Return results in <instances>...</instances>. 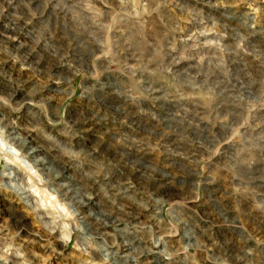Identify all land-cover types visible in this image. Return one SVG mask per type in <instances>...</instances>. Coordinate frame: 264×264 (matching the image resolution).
Here are the masks:
<instances>
[{
  "label": "rangeland",
  "instance_id": "374dc122",
  "mask_svg": "<svg viewBox=\"0 0 264 264\" xmlns=\"http://www.w3.org/2000/svg\"><path fill=\"white\" fill-rule=\"evenodd\" d=\"M154 263L264 264V0H0V264Z\"/></svg>",
  "mask_w": 264,
  "mask_h": 264
},
{
  "label": "bare ground",
  "instance_id": "6f19581e",
  "mask_svg": "<svg viewBox=\"0 0 264 264\" xmlns=\"http://www.w3.org/2000/svg\"><path fill=\"white\" fill-rule=\"evenodd\" d=\"M13 25V24H12ZM95 128V127H94ZM6 134H7V137L8 138H10V140H11V142L13 143V145H15L18 149H20L22 152H23V150H25L26 152L24 153V154H26V156H29L30 157V155H32V154H36L38 151H39V148L38 147H34V146H31V141H27V139H23V138H18V137H16V135H19L18 133H16V132H10L9 131V133H7L6 132ZM30 149V150H29ZM36 158V157H35ZM51 161V160H50ZM30 163L32 164L31 166H35L36 168H37V171H40L42 174H44L45 176H47L48 178H50L49 176L51 175L52 176V174H51V172H52V170H51V167H50V165L52 164V163H49V161H47L46 162V159L44 158V157H40V158H36V160H33V159H31L30 160ZM6 168H5V170H6V172H8L7 174H5L4 175V178L5 179H17L18 180V177H17V172H16V170L14 171L13 169L14 168H11V166H10V164H6V166H5ZM122 170V169H121ZM58 171V170H57ZM145 171H144V169H143V171L141 170L140 171V174H139V169L136 171V180H137V178L138 179H141V178H143V175H145V174H143ZM60 173H61V171H60ZM143 174V175H142ZM57 176H59V172H58V174L57 175H55L54 177H57ZM116 176V175H115ZM47 178V179H48ZM64 178H66V176L64 177ZM69 178V177H68ZM52 179V178H51ZM19 182V181H18ZM68 182H70V180L68 181ZM44 183H46V182H44ZM118 185H120V183H117ZM55 186H59L58 187V189H53L52 191L54 192V193H56L57 194V196L58 197H60L61 199H67V200H69L68 201V203L67 204H69V205H73V207L75 208H80V207H84V206H86L87 204H88V202L89 201H91L90 200V198H85L86 199V202H77L75 199H73V198H75V194H72L73 192L75 193V191L72 189V190H70V192H69V190H67V188H66V190H65V188H63L62 187V185H59V184H56ZM69 189V188H68ZM23 194H25V198L27 199V201H29V206H32V207H39L38 206V204H37V202H34V201H32V199L30 198V196H28V193H30V191L28 190V189H23V192H22ZM78 193V192H77ZM30 195V194H29ZM31 202V203H30ZM44 210V208H39V210ZM72 211H74V210H72ZM108 213V212H107ZM81 214V213H80ZM90 214H92V213H90ZM88 215V216H82V218L80 219V221L82 222V221H84L85 220V222H86V224H87V226H94L96 223H98L99 225L98 226H101L102 225V227H104V226H106V224H104V223H102L101 221H102V219L101 218H97V216H100V215H97L96 217H94L95 215ZM99 214V213H98ZM109 215V214H108ZM73 216H78V214L74 211V215ZM101 217H103L102 215H101ZM108 218V217H107ZM86 219H88V221H86ZM96 221V222H95ZM105 221V220H104ZM106 223V222H105ZM85 224V223H84ZM97 225V224H96ZM96 228V227H95ZM130 249L128 248V246L127 245H123V247H121V251L123 252V253H126V252H128ZM132 250V249H131ZM132 258V257H131ZM124 259V258H123ZM126 260V259H125ZM155 264V263H154Z\"/></svg>",
  "mask_w": 264,
  "mask_h": 264
}]
</instances>
